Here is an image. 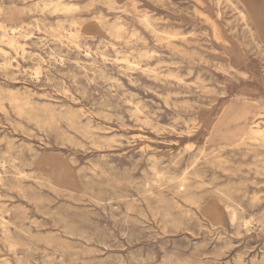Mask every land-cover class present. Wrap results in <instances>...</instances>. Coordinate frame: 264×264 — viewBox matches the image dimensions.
<instances>
[{"label": "rangeland", "instance_id": "obj_1", "mask_svg": "<svg viewBox=\"0 0 264 264\" xmlns=\"http://www.w3.org/2000/svg\"><path fill=\"white\" fill-rule=\"evenodd\" d=\"M0 264H264V0H0Z\"/></svg>", "mask_w": 264, "mask_h": 264}]
</instances>
